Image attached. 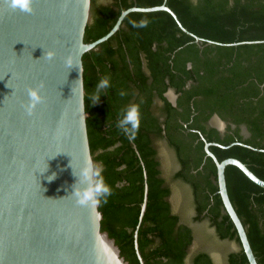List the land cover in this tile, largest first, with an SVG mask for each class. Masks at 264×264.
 <instances>
[{"label": "trees", "instance_id": "1", "mask_svg": "<svg viewBox=\"0 0 264 264\" xmlns=\"http://www.w3.org/2000/svg\"><path fill=\"white\" fill-rule=\"evenodd\" d=\"M162 2L90 0L84 42L104 36L121 11ZM166 6L202 42L195 43L166 12H132L108 40L82 56L90 152L112 189L107 203L99 205L101 230L114 239L128 264H139L133 233L146 182L147 202L137 228L144 264H213L205 252L189 258L193 230L170 204L176 182L187 188L193 223L206 221L218 240L239 246L227 255V264H248L203 146L217 144L209 150L218 161L235 158L264 181V0H166ZM102 77L109 78L110 87L92 104L89 96ZM168 90L176 95L175 106L165 97ZM128 105H137L141 116L138 131L129 130L131 140L116 126ZM213 115L225 122L223 133L209 125ZM232 143L239 144L218 146ZM158 144L167 146L178 165L169 180L162 174ZM225 180L257 264H264V228L259 225H264V190L233 166L225 168Z\"/></svg>", "mask_w": 264, "mask_h": 264}, {"label": "water", "instance_id": "2", "mask_svg": "<svg viewBox=\"0 0 264 264\" xmlns=\"http://www.w3.org/2000/svg\"><path fill=\"white\" fill-rule=\"evenodd\" d=\"M31 14L11 11L0 0V264H128L119 247L101 230L102 214L82 207L69 196L79 169L91 156L84 105V87L72 88L80 79L82 56L95 50L120 27L129 13L166 12L177 27L194 39L175 13L162 4L130 7L120 12L112 28L101 38L84 42L90 19V0H33ZM207 44H215L206 41ZM258 43V42H250ZM230 45H236L232 43ZM45 52H54L49 60ZM43 82V103L28 115L22 105L27 90ZM167 94L175 95L171 90ZM219 123H224L213 116ZM228 146L218 145L220 148ZM204 142L205 156L215 166L216 186L223 210L231 221L248 264H257L246 231L228 196L225 168H237L249 181L264 190V181L235 158L218 161ZM93 160V159H92ZM55 175L49 181L48 177ZM143 178L146 180L145 172ZM147 202L144 182L133 247L144 264L137 245V228Z\"/></svg>", "mask_w": 264, "mask_h": 264}, {"label": "clouds", "instance_id": "3", "mask_svg": "<svg viewBox=\"0 0 264 264\" xmlns=\"http://www.w3.org/2000/svg\"><path fill=\"white\" fill-rule=\"evenodd\" d=\"M7 8L11 11H20L23 13L31 14L33 9V0H5ZM135 26V25H134ZM141 27H146V24H141ZM54 52H45L43 57L51 60L54 57ZM65 64L69 69L77 66L80 72V79L74 82V87L83 88L81 80V69L78 64L74 65L70 60L66 59ZM44 87L43 82L35 87H29L27 90L28 102L24 107L28 115L33 114L36 105L43 103V96L40 94L41 89ZM110 87L109 78L102 77L95 86V92L89 96V101L92 104L98 102L100 96L104 94V90ZM74 94V92H73ZM121 96L126 93L121 92ZM140 112L137 105H128L122 109L121 114L118 116L116 126L124 133L130 140L134 139L129 130L138 131L140 123ZM73 174L77 177L76 182L72 185V192L69 196L74 198L77 205L88 208H97L101 202L107 203L108 197L112 195L111 187L106 183L103 177L102 167L92 160L91 156L87 157L79 169H73ZM55 175L49 176L51 181Z\"/></svg>", "mask_w": 264, "mask_h": 264}, {"label": "rangeland", "instance_id": "4", "mask_svg": "<svg viewBox=\"0 0 264 264\" xmlns=\"http://www.w3.org/2000/svg\"><path fill=\"white\" fill-rule=\"evenodd\" d=\"M168 97L170 98V96ZM158 151L162 174L165 179L169 180L170 175L178 168V165L173 154L165 145L160 144ZM171 185L173 188L170 198L172 212L179 216L181 223L188 225L193 230V243L189 250V258L197 252H205L210 256L213 264H227V255L239 250L237 243L234 241L218 240L213 228L206 221L198 224L193 223L192 216L194 215V210L187 188L178 185L176 182L171 183Z\"/></svg>", "mask_w": 264, "mask_h": 264}, {"label": "crops", "instance_id": "5", "mask_svg": "<svg viewBox=\"0 0 264 264\" xmlns=\"http://www.w3.org/2000/svg\"><path fill=\"white\" fill-rule=\"evenodd\" d=\"M173 92V91H172ZM174 94V93H173ZM175 95V94H174ZM169 95L167 94V92H166V94H165V97H166V99L171 103V99H172V97H168ZM176 96V95H175ZM175 100H176V97H175ZM171 105H172V103H171ZM173 106V105H172ZM175 106V105H174ZM213 116H216V115H213ZM211 117V119L209 120V125L211 126V127H214L219 133L221 132H223L224 131V129H225V127H226V124H225V122H223L222 120V122L224 123V128L221 130V131H219L218 130V128H219V123L216 121V119L214 118V117ZM219 118V117H218ZM220 119V118H219ZM233 127V126H232ZM241 133L242 134H245L246 135V130H245V128L244 127H241Z\"/></svg>", "mask_w": 264, "mask_h": 264}, {"label": "flooded vegetation", "instance_id": "6", "mask_svg": "<svg viewBox=\"0 0 264 264\" xmlns=\"http://www.w3.org/2000/svg\"><path fill=\"white\" fill-rule=\"evenodd\" d=\"M221 133V132H220ZM223 133V132H222ZM167 147V146H166ZM157 150H158V148H157ZM177 170V169H176ZM194 216V215H193ZM192 216V217H193ZM195 223V222H194ZM259 225H260V227H262V228H264V225H262L261 223H259Z\"/></svg>", "mask_w": 264, "mask_h": 264}]
</instances>
